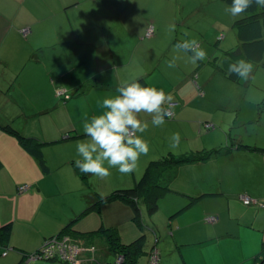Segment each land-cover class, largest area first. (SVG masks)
I'll return each instance as SVG.
<instances>
[{
    "label": "crops",
    "instance_id": "obj_1",
    "mask_svg": "<svg viewBox=\"0 0 264 264\" xmlns=\"http://www.w3.org/2000/svg\"><path fill=\"white\" fill-rule=\"evenodd\" d=\"M101 2L0 0V142L6 150H0V160L3 163L0 170V225L4 221H14L9 244H3L0 238V264H28L21 259V252L24 251L20 249L32 251L41 244L45 236L56 234L57 228L42 230L40 227L55 218H61L51 212V207L44 205L45 214L42 220L39 218L40 227L31 228L24 223L17 225L16 221L20 218L18 214L21 217L24 215L27 204L34 208L46 201L51 204L54 199L51 192L54 190L50 192L51 197H42L41 192L47 196L49 191L42 186L43 180L40 179L43 178L40 176L43 172L36 159L27 153L14 134L1 126L17 123L19 120L21 133L28 136L39 135L28 116L47 112L55 101L54 91L57 90L59 94V91L66 90L72 94L66 99L68 111L72 117L81 120L72 126L78 131L81 129L79 134L83 135L82 119L85 116L82 111L89 108L86 116L89 119L104 111L101 104L96 103L97 97L102 102L103 99L116 95L121 82L138 80L143 85L145 83L144 86H150L154 76L147 77L146 73V67L151 65V61H144L142 51L137 53L142 44L147 43L148 37L142 35L147 34L148 28L144 27L142 33L132 37L134 31L130 30L124 19L123 22L112 23L110 30L101 23L93 24L89 12L98 10ZM25 27L29 31L23 34ZM24 42H28L31 56H28L26 63L15 67L13 74L10 69L11 64L15 63L12 62V51L19 46L25 47ZM84 44H92L94 47L86 58L82 54ZM67 46L74 48L77 53L81 51V57L69 51ZM135 57L140 65L138 75L131 70L120 71L122 66L130 68ZM92 58L102 65V70L95 74H92V69H98V66ZM87 65L89 74L83 71ZM90 81L94 84L92 88L88 86ZM189 85L190 79L183 77L179 82H164L159 87L171 95H186ZM83 88L86 89L76 92ZM20 92L21 104L17 98ZM192 104L199 105L196 100L176 105L175 120L161 127L149 126L140 135L146 137L153 134L148 132L150 129L156 130L162 134L165 143L167 140L170 143L171 135L179 132V147L172 149L169 145L163 146L161 149L165 151L164 154H188L229 143L230 134H225L224 129L233 127L232 123L225 127L223 123H215L222 128L214 132L206 131L205 123H188L190 120L185 119L184 115L192 112L187 110ZM19 107L21 116L16 119L14 113ZM78 115L82 117L78 118ZM240 124L246 127L251 125L252 131L256 132L251 136L233 132L235 140L242 138L241 140L253 145L264 147V144H260L264 142V137H257L263 123ZM66 132L68 133L67 130L63 133ZM212 133L217 134L207 143L200 139L201 134ZM190 137L195 141L186 142ZM10 142L12 143L9 145ZM224 151L225 153H217L208 159L187 162L186 165L184 163L183 170L178 166L177 174L170 183L173 189L161 199L158 210L160 215L154 216L156 227L161 231L158 242L160 264H260L264 258L261 253L264 245V152L238 147L229 152ZM23 184H36L38 189L34 193H28L25 199L18 195L17 190ZM238 192L250 194L255 202L244 205L237 196ZM237 204L241 206L239 211ZM131 215L128 205L115 201L103 207L99 222L118 225L123 230L122 233L127 235L136 229ZM209 215H216L218 220L214 224L206 222L205 217ZM196 225H201L198 232L193 230ZM8 246L15 248L3 255Z\"/></svg>",
    "mask_w": 264,
    "mask_h": 264
},
{
    "label": "rangeland",
    "instance_id": "obj_2",
    "mask_svg": "<svg viewBox=\"0 0 264 264\" xmlns=\"http://www.w3.org/2000/svg\"><path fill=\"white\" fill-rule=\"evenodd\" d=\"M102 3L103 5L100 6V11L107 12L109 9L108 5L104 4V2ZM130 4L133 6L125 23L130 30L134 31L132 37L136 36L137 33H142L144 27L148 29L153 27L154 30L151 36H147V34L142 35L148 37L147 43L142 44L141 48L137 50V53L142 51L141 54L144 61H151V65L146 67L147 77L154 74L151 83H149L150 86L160 89L159 86L164 82L174 84L175 82L181 81L183 77H187L190 79V85L186 90V95L173 93L172 96L173 102H175L176 105L188 103L193 100H196L199 104H192L188 107L187 110L192 111L184 115L185 119L190 120L188 123H223L224 127L227 126L228 123H232L236 133H241L243 136H251L256 131H252L251 125L246 127L240 123H263L258 130L257 137H264V99H261L259 103H253L249 99L250 95H264V67L253 63L254 79L250 78L248 81H244L240 78L238 82L224 77L219 67L222 63V55L234 48L236 46V41L238 43V30L235 26V21L243 17L245 13L238 17H232L227 11L230 6L227 0H132ZM172 24L175 25V30L169 31V25ZM28 31L29 28H27L26 31L22 30L23 34L28 33ZM177 38L179 39L178 41ZM185 39H196L199 42V46L206 50L207 59L198 62L197 65H193L188 60L190 54L177 52L174 47L175 44ZM24 43L26 46L28 45V42ZM26 46H19L12 51V62L15 63L11 64L10 69L13 74H15L13 69L26 63L28 56H31V50ZM93 49L94 47L92 44H84L82 47L84 58H86ZM68 50L81 57V51L77 53L74 48L70 47H68ZM173 56H178L179 59L176 60V66L174 68H168L167 63ZM92 61L98 66V69H92V74L101 71L102 65L93 58ZM139 66L135 57L130 68L128 66H122L120 71L128 72L131 70L138 75L140 71ZM83 71L89 74L88 65L84 67ZM220 74L223 76H220ZM10 77L11 75H9V78ZM15 82L17 83V81ZM92 85L94 84L91 82L88 86L92 88ZM144 85L146 84L144 83ZM88 86L86 87L88 88ZM85 89L86 88H83L76 92H82ZM54 92L56 93L55 97H53L55 101L47 112L28 116L39 132V135L36 136L31 134L37 138L39 137L38 139L40 141L48 142L43 143L41 148L48 163L51 164L53 168L49 174L40 176L43 178L40 179L43 180L42 186L49 191L47 196L43 192H41V194L42 197L49 198L51 197L50 192L54 190L51 192L53 193L52 196L54 199L51 204L49 203L50 201H46L37 208L27 204L24 215L21 217L19 213L18 217L20 218L17 219L16 223L18 226L24 223L27 227H40L39 218L42 220L45 214L44 205H46L47 208L51 207L53 209V211H51L53 214L59 215L61 218H55L50 223H44L40 227L42 230H51L52 228H57L59 230L63 225L67 226L70 224V228L73 229H77V227L81 230L97 229L102 225V223L99 222L100 214L98 211H88L86 215H82L78 220H70L77 218V215H81L83 210L91 206L94 200L98 198L97 193L104 195L111 192L118 184L131 182L134 177V172L131 174H121L118 170L111 169L112 174L110 177L97 184L94 183V181H96L95 176L80 172L75 164L72 163V160L81 158L77 153L76 145L78 141H83L87 139V137L79 134V132H82L81 129L78 131V129H75V126H72L73 123H80L81 121L75 118V116L72 117L66 106V99H69L72 94L66 90H62L61 94H58L57 90ZM66 95H68V97H66ZM9 97L12 98L11 96ZM17 98H19V104H21L22 92L17 95ZM95 100H97L96 103L99 105L102 103L98 97ZM12 101L16 104L13 98ZM4 104H6V102ZM86 104L88 105V103ZM175 106H171L172 115L170 118H166V123H170L169 121L176 119L174 115L176 114L174 110ZM82 112L83 116H88L89 108L87 110L84 109ZM14 115H16V119L21 116L20 107L15 110ZM81 117L82 115H78V118ZM85 117H83L82 120H84ZM142 118L151 119L150 117L143 116V114ZM20 126L21 122L19 120L17 123H9V127L16 131L17 129L21 131ZM218 127L220 129L222 128L220 124H218ZM65 130L69 133H63ZM148 132H153V134L143 138L149 141L150 151L146 156L140 158L138 167L136 168L139 172L138 174H143L150 160L162 157L165 151L161 149V147L170 144L169 140L165 143L160 132L157 133L156 130L153 131L151 129ZM215 134L217 133L208 135L201 134L200 139L207 143ZM68 136H72V138L66 139ZM14 137L18 138V142L20 141L19 136L14 135ZM192 139L193 137H190L186 142H190ZM11 143L12 142H10L9 145ZM260 144H264V142ZM0 150L6 151L3 149L1 142ZM36 161L38 164V160ZM183 164L184 163H181L179 165V167H182V170ZM186 164L187 162L184 165ZM1 176L2 175H0V177ZM37 189V185L33 184V190L31 188L23 192H20L19 188L17 190L19 196H23V198L27 199L28 193H34ZM236 207L238 211L241 210L240 205L237 204ZM55 208L57 210H55ZM18 209H20V207ZM154 215H160V211H157ZM125 220L127 219H124V221ZM58 221L59 223H57ZM205 221L214 224V221L209 220L208 217H205ZM7 222L8 221H4L3 224ZM12 222L14 224L13 220ZM196 226L193 228L194 231L198 232L201 230V225ZM147 228L148 226L141 228L142 233L146 232L148 236L146 238L145 249L150 248L151 245H156L158 239L157 235L153 236V233H148ZM77 231L79 230L77 229ZM149 238H151L149 241L150 245H148ZM96 243L100 245V248L99 246L97 247L101 251L103 242L96 240ZM156 247H158V244ZM88 251H94V248L88 249ZM102 254L103 253L98 252L96 256L103 258L101 256ZM92 259L93 258L90 260L92 261ZM102 260L104 261V259ZM115 260V254L111 253L107 256V261ZM145 260L146 255L142 257L140 264H145ZM36 264H46V262L38 260ZM52 264L67 263L56 260ZM152 264H156V259L153 260L152 258ZM201 264H204V262Z\"/></svg>",
    "mask_w": 264,
    "mask_h": 264
},
{
    "label": "trees",
    "instance_id": "obj_3",
    "mask_svg": "<svg viewBox=\"0 0 264 264\" xmlns=\"http://www.w3.org/2000/svg\"><path fill=\"white\" fill-rule=\"evenodd\" d=\"M101 1L108 5L109 9L107 12L100 11V7H98V10L95 9L89 12V18L93 24L101 23L108 30H110V25L115 21L123 22V19L126 21V18L130 13L129 10H131L133 6L130 4L132 0ZM227 2L231 5L232 0H227ZM235 23L238 30V43L236 41V46L222 55V63L219 67L221 73L224 74V77L238 82L240 80L238 76L228 75V62L235 61L237 59H246L264 67V8L257 7V5L253 4L252 7L245 12V15L238 18ZM149 29L147 31V36H151L154 33L153 30L150 34H148ZM178 40L179 39L177 38V41ZM97 86L102 87L101 84H97ZM175 105L176 103L172 102V107ZM205 126L206 131L214 132L220 130L218 125L215 123L212 124L211 122H207V124L205 123ZM1 127L7 132L19 136L21 144H23L27 153L34 159L38 160L40 169L43 172L42 175H46L51 172L53 167L48 163L41 148L43 143L48 142H44L42 140L40 141L35 136L24 135L16 127L14 128L17 129V131L10 128L9 125ZM224 132L225 134L229 133L231 138V141L225 144V146L219 145L208 150L191 151L188 154L181 155L167 153L160 158L152 159L147 163L143 174H138V170H135L133 174L134 177L131 182L129 181L118 184L111 192L104 195L97 193L98 198L94 200L91 206L83 210L81 215H77V218L70 220L76 221L82 215H86L88 211L90 212L92 210L98 211L101 215L103 207L106 204L120 201L128 205L131 210V221L136 227V230H134L131 234L127 233V235H124L120 226L111 224H102L100 227L93 230H81L77 227L79 231H77V229L70 228L71 224L67 226L63 225L56 234L54 233L45 236L41 244L36 249L32 251H25L21 248L20 250L24 251L22 253L19 250L21 252V259L28 264H36L38 260H42L43 262H46V264H52L56 260L63 261L67 264H140L142 257L146 255L145 264H149L152 259L153 251L158 249L160 260V248L156 246L159 242V238L161 237V231L156 227L154 214L160 208L161 199L167 195L168 192L172 191L173 188L170 183L172 181L171 179L175 178L177 174L178 166L181 163L208 159L217 153H225L224 149L229 152L236 147L264 152V147L253 145L251 142L241 140L242 138L240 140L236 139L238 140L236 141L234 139L235 134L233 133L236 132L234 127L226 130L224 129ZM82 136H84V134ZM68 138H72V136L66 137V139ZM72 163L75 164V160H72ZM2 168L3 163L0 160V170ZM102 181L103 180L96 177V181H94V183L97 184ZM18 188L20 192H23L30 188L33 190V185L23 184L18 186ZM246 194L251 199L250 202L245 201L244 196ZM237 196L244 205H250L255 202V199L248 193L238 192ZM192 198L196 199V197ZM207 217L213 218L211 221L214 222L218 220L216 215H209ZM13 225L12 220L0 225V238L3 244H9L13 234ZM144 226H148V233L151 232L153 233V236L157 235L158 237L156 245H151L148 249H145L146 238L148 236L146 235V232L142 233L141 229ZM66 237L68 238V241L65 242V246L66 243L68 245H72L71 243H74L75 247L78 248L77 254H74V259L64 257L62 254L59 244ZM96 240L103 242L101 251L99 250L100 245L96 243ZM150 240L151 238L148 240V245H150ZM54 241L59 242L55 243ZM97 246H99V248ZM14 248L15 246H8L7 249L4 250L3 255H7L8 252L14 250ZM92 248H94V251H88V249L90 250ZM98 252L103 253L101 255L103 258L96 256V253ZM111 253L116 255L115 261H107V256ZM261 253L264 255V245ZM91 258H93L92 261L90 260ZM102 259H104V261ZM260 264H264V258L261 260Z\"/></svg>",
    "mask_w": 264,
    "mask_h": 264
},
{
    "label": "clouds",
    "instance_id": "obj_4",
    "mask_svg": "<svg viewBox=\"0 0 264 264\" xmlns=\"http://www.w3.org/2000/svg\"><path fill=\"white\" fill-rule=\"evenodd\" d=\"M264 8V0H232L227 11L232 17H238L252 5ZM169 31L175 30V25H169ZM177 52L190 54L188 60L191 64L207 59V52L199 46L196 39H185L175 44ZM178 56L168 61V68L176 66ZM254 64L246 59H237L228 62V75H236L244 81L254 79ZM116 95L103 99L100 114L85 117L83 132L87 139L78 141L76 148L80 159L75 160V166L84 174H90L106 180L110 177L111 169L121 174H131L138 167L142 156L150 151V143L144 139L150 124L161 127L166 118L172 115L171 106L173 96L163 89L144 86L138 80L121 82L116 89ZM253 103H259L264 95L249 96ZM143 116L151 119H143ZM181 142L179 132L170 137V148L176 149Z\"/></svg>",
    "mask_w": 264,
    "mask_h": 264
},
{
    "label": "built area",
    "instance_id": "obj_5",
    "mask_svg": "<svg viewBox=\"0 0 264 264\" xmlns=\"http://www.w3.org/2000/svg\"><path fill=\"white\" fill-rule=\"evenodd\" d=\"M26 29H27V27L23 28V31H26ZM152 31H153V28L151 27L149 29L148 34H150ZM24 34H26V33H24ZM61 93H62V91H59V94H61ZM66 97H68V95H66ZM244 198H245V201L246 202H250L249 200H251L248 195H245ZM209 220H213V218H209ZM67 241H68V238L66 237L59 244L60 247H61L62 254L64 255V257H68L70 259H74V254H77L78 248L75 247L74 243H71L72 245H68L66 243V246H65V242H67ZM54 242L56 243V242H59V241H54ZM152 258H153V260L156 259V264H159V253H158V249H155L153 251ZM149 264H152V259L150 260V263Z\"/></svg>",
    "mask_w": 264,
    "mask_h": 264
}]
</instances>
